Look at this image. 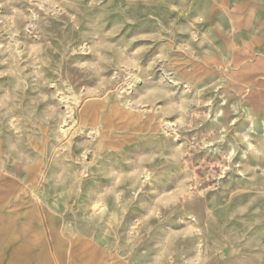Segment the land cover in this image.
I'll return each instance as SVG.
<instances>
[{
	"label": "rangeland",
	"instance_id": "1",
	"mask_svg": "<svg viewBox=\"0 0 264 264\" xmlns=\"http://www.w3.org/2000/svg\"><path fill=\"white\" fill-rule=\"evenodd\" d=\"M216 1L0 0V264H264V30Z\"/></svg>",
	"mask_w": 264,
	"mask_h": 264
},
{
	"label": "crops",
	"instance_id": "2",
	"mask_svg": "<svg viewBox=\"0 0 264 264\" xmlns=\"http://www.w3.org/2000/svg\"><path fill=\"white\" fill-rule=\"evenodd\" d=\"M255 12L257 17L256 18H260L258 20V22H255L254 24H252V29L253 26L254 28H256L259 31H263L264 30V0H255ZM213 2V0H212ZM214 6H215V10L216 11H222L223 10V6L220 3V1H216L214 2ZM247 4V2L244 3H239L236 5V8L234 10H232V16H231V21H232V25L234 26L235 30H245L246 28L243 26V17H240V11L244 8V5ZM251 25V24H250ZM250 29V28H247ZM84 264V262H83ZM114 264H122V263H114Z\"/></svg>",
	"mask_w": 264,
	"mask_h": 264
},
{
	"label": "bare ground",
	"instance_id": "3",
	"mask_svg": "<svg viewBox=\"0 0 264 264\" xmlns=\"http://www.w3.org/2000/svg\"><path fill=\"white\" fill-rule=\"evenodd\" d=\"M64 123V122H63Z\"/></svg>",
	"mask_w": 264,
	"mask_h": 264
}]
</instances>
